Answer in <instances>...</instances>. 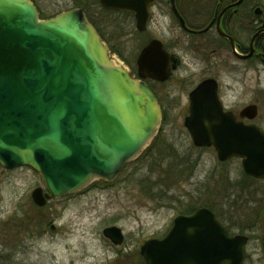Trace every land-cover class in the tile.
I'll list each match as a JSON object with an SVG mask.
<instances>
[{"label": "water", "instance_id": "95a60500", "mask_svg": "<svg viewBox=\"0 0 264 264\" xmlns=\"http://www.w3.org/2000/svg\"><path fill=\"white\" fill-rule=\"evenodd\" d=\"M99 2L133 12L137 29H145L152 0ZM161 50L156 39L140 50L141 77L143 69L168 77V69L159 70ZM109 51L78 7L40 18L32 0H0V166H28L39 175L42 187L31 192L39 206L114 180L160 128L155 93ZM255 109L248 105L240 115L252 119ZM184 126L195 146H213L220 161L239 157L243 172L264 184V131L222 108L214 79L189 93ZM102 234L123 242L116 225ZM246 243L245 235H229L210 210L199 208L176 215L166 234L146 239L139 253L145 264H242Z\"/></svg>", "mask_w": 264, "mask_h": 264}, {"label": "rangeland", "instance_id": "374dc122", "mask_svg": "<svg viewBox=\"0 0 264 264\" xmlns=\"http://www.w3.org/2000/svg\"><path fill=\"white\" fill-rule=\"evenodd\" d=\"M33 1L45 17L67 8L84 10L115 50L112 58L126 67L147 36L131 19L95 0ZM150 27L154 33V21ZM224 60L215 72L223 102L237 108L256 102V122L264 130V66ZM198 77L199 72L162 85L163 118L156 138L110 182L94 181L39 206L31 198L42 186L39 175L25 166L0 167V264H144L141 243L162 237L175 215L198 207L212 208L230 233L248 236L243 264H264L262 181L246 177L239 158L221 162L213 148L194 146L183 125L180 105ZM112 225L123 233L121 245L102 234Z\"/></svg>", "mask_w": 264, "mask_h": 264}, {"label": "flooded vegetation", "instance_id": "af4514ba", "mask_svg": "<svg viewBox=\"0 0 264 264\" xmlns=\"http://www.w3.org/2000/svg\"><path fill=\"white\" fill-rule=\"evenodd\" d=\"M107 11L128 17L127 22L130 23L131 19L138 32L146 33L140 50L150 40L156 39L160 42L163 56L157 60L160 61L159 70L160 68L162 71L164 68L169 70L166 79L160 80L147 75V69L141 71L145 75L141 77L137 66L139 52L134 62L126 63L128 66L125 67L129 75L144 81L152 89L160 104L161 114L163 108L159 89L162 85L172 78L179 84L199 72V79L187 91L186 99L180 105V108L185 110L183 120L187 114L190 91L201 81L212 78L216 81L217 94L223 109L230 111L236 120L253 123L262 129L256 122L258 114L256 102L250 103L256 107L252 119L240 115L242 109L250 104L237 108L233 105L227 106L223 102L221 85L215 72L226 61L224 59H236L250 65L259 63L264 66V0H152L148 7L149 17L142 31L136 28L133 12L111 9ZM153 21L156 28L154 33H150L149 25ZM109 49L110 52L113 50L110 46ZM113 51L115 53V50ZM238 61L234 62L237 66L240 65ZM208 209L228 231L216 212L212 208ZM228 233L235 235L230 231ZM262 251L264 261V240Z\"/></svg>", "mask_w": 264, "mask_h": 264}, {"label": "trees", "instance_id": "16d2710c", "mask_svg": "<svg viewBox=\"0 0 264 264\" xmlns=\"http://www.w3.org/2000/svg\"><path fill=\"white\" fill-rule=\"evenodd\" d=\"M61 11V10H60ZM40 16L41 17H44V18H46L45 16H43L42 14H40ZM94 23V22H93ZM94 25H95V23H94ZM245 175V174H244ZM246 176V175H245ZM246 177H248V176H246ZM248 178H250V177H248ZM251 179H253V178H251ZM196 209V208H195ZM194 209H192V210H190L189 212H191V211H193Z\"/></svg>", "mask_w": 264, "mask_h": 264}]
</instances>
